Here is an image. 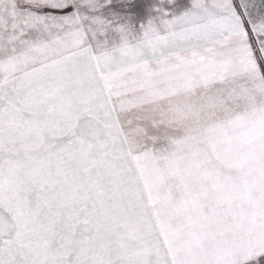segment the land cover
Returning a JSON list of instances; mask_svg holds the SVG:
<instances>
[{
  "label": "snow or ice",
  "instance_id": "obj_1",
  "mask_svg": "<svg viewBox=\"0 0 264 264\" xmlns=\"http://www.w3.org/2000/svg\"><path fill=\"white\" fill-rule=\"evenodd\" d=\"M0 264H264V0H0Z\"/></svg>",
  "mask_w": 264,
  "mask_h": 264
}]
</instances>
